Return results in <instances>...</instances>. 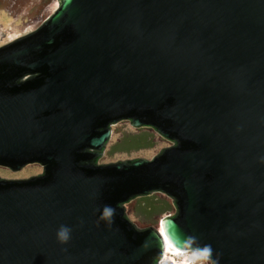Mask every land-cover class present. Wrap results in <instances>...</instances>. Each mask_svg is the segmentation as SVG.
Instances as JSON below:
<instances>
[{
    "label": "water",
    "instance_id": "95a60500",
    "mask_svg": "<svg viewBox=\"0 0 264 264\" xmlns=\"http://www.w3.org/2000/svg\"><path fill=\"white\" fill-rule=\"evenodd\" d=\"M0 47V264H264V0H58ZM172 141L100 163L113 124ZM175 211L137 228L130 199ZM67 229L61 241L58 232Z\"/></svg>",
    "mask_w": 264,
    "mask_h": 264
},
{
    "label": "rangeland",
    "instance_id": "374dc122",
    "mask_svg": "<svg viewBox=\"0 0 264 264\" xmlns=\"http://www.w3.org/2000/svg\"><path fill=\"white\" fill-rule=\"evenodd\" d=\"M58 4V0H0V47L32 32ZM172 144V141L157 133L153 127H133L128 119H123L113 124L111 142L106 143L108 150L103 151L100 163L138 157L152 158L162 148ZM42 167L39 162H31L14 171L0 164V177L28 178L41 174ZM165 203L168 204L161 193L153 191L136 196L124 205L126 215L137 228H159L161 218L175 212L169 205V209L158 213ZM144 210L147 212H143ZM175 253L168 251L156 264H209L208 258L190 251Z\"/></svg>",
    "mask_w": 264,
    "mask_h": 264
},
{
    "label": "bare ground",
    "instance_id": "6f19581e",
    "mask_svg": "<svg viewBox=\"0 0 264 264\" xmlns=\"http://www.w3.org/2000/svg\"><path fill=\"white\" fill-rule=\"evenodd\" d=\"M173 251V252H176L175 254H178V253H185V251L183 250H180V249H176L172 246H170V244L168 243L167 239H165V251H164V256L167 254L168 251ZM173 255V254H172Z\"/></svg>",
    "mask_w": 264,
    "mask_h": 264
},
{
    "label": "clouds",
    "instance_id": "9594fccd",
    "mask_svg": "<svg viewBox=\"0 0 264 264\" xmlns=\"http://www.w3.org/2000/svg\"><path fill=\"white\" fill-rule=\"evenodd\" d=\"M58 238L61 241H65L67 239V229L62 228L59 232H58Z\"/></svg>",
    "mask_w": 264,
    "mask_h": 264
},
{
    "label": "trees",
    "instance_id": "16d2710c",
    "mask_svg": "<svg viewBox=\"0 0 264 264\" xmlns=\"http://www.w3.org/2000/svg\"><path fill=\"white\" fill-rule=\"evenodd\" d=\"M167 209H169V204L165 203L163 206H161V208L157 212L161 213L163 211H166ZM143 212H147V211L144 210Z\"/></svg>",
    "mask_w": 264,
    "mask_h": 264
}]
</instances>
